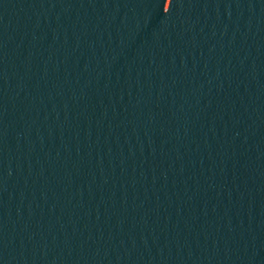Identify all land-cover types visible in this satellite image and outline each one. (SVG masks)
<instances>
[{
  "label": "water",
  "instance_id": "obj_1",
  "mask_svg": "<svg viewBox=\"0 0 264 264\" xmlns=\"http://www.w3.org/2000/svg\"><path fill=\"white\" fill-rule=\"evenodd\" d=\"M0 264H264V0H0Z\"/></svg>",
  "mask_w": 264,
  "mask_h": 264
}]
</instances>
